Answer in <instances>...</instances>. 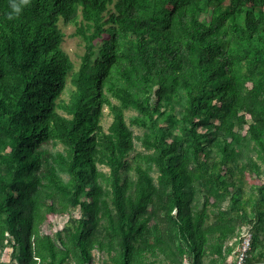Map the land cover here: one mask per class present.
<instances>
[{
	"label": "trees",
	"instance_id": "obj_1",
	"mask_svg": "<svg viewBox=\"0 0 264 264\" xmlns=\"http://www.w3.org/2000/svg\"><path fill=\"white\" fill-rule=\"evenodd\" d=\"M21 8L0 0V264H222L245 228L264 264V0Z\"/></svg>",
	"mask_w": 264,
	"mask_h": 264
},
{
	"label": "rangeland",
	"instance_id": "obj_2",
	"mask_svg": "<svg viewBox=\"0 0 264 264\" xmlns=\"http://www.w3.org/2000/svg\"><path fill=\"white\" fill-rule=\"evenodd\" d=\"M81 19V16H80ZM77 23L74 21H65L64 18L60 19L59 26L61 27L63 33H64V38L62 41V47L64 50L69 54L70 58L73 61L74 64V70H77L80 66L81 62V56L85 52V41L83 38L77 34H75L77 30ZM98 43L101 42L100 39L97 40ZM72 84L70 82V77L68 79V87L66 91L61 95L62 98L68 99L69 97V91L72 88ZM171 107L168 108V110L165 112V116L168 117L170 114ZM112 120V117L110 114H108V109L105 108V118H104V125L107 128L108 125L110 124ZM136 133L139 132L138 129H135ZM204 130L200 129L199 134L203 133ZM259 181V180H258ZM76 213L78 214L79 211L77 210ZM67 220V216H54L50 215L49 217V224L47 225V231H56L58 229H61L65 222ZM8 246L7 248H9ZM8 250V251H7ZM5 252V255L3 256L4 261H9L10 255H9V249H7ZM94 264H110L107 261V257L105 255H102L95 251V262Z\"/></svg>",
	"mask_w": 264,
	"mask_h": 264
},
{
	"label": "built area",
	"instance_id": "obj_3",
	"mask_svg": "<svg viewBox=\"0 0 264 264\" xmlns=\"http://www.w3.org/2000/svg\"><path fill=\"white\" fill-rule=\"evenodd\" d=\"M253 234L249 228H245L241 234L240 242L234 251L233 255H231L224 263L222 264H246L249 251L252 245ZM9 249L10 253L12 252V247L6 248ZM5 250V252H7ZM9 253V255H10ZM9 263V261H6ZM182 264H192L188 259H186Z\"/></svg>",
	"mask_w": 264,
	"mask_h": 264
},
{
	"label": "clouds",
	"instance_id": "obj_4",
	"mask_svg": "<svg viewBox=\"0 0 264 264\" xmlns=\"http://www.w3.org/2000/svg\"><path fill=\"white\" fill-rule=\"evenodd\" d=\"M23 2H25V0H21V3ZM21 3H18L17 0H12V8L15 11L9 13V18H11L13 15H18L21 12Z\"/></svg>",
	"mask_w": 264,
	"mask_h": 264
}]
</instances>
